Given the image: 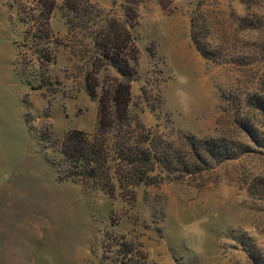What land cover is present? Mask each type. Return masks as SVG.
Instances as JSON below:
<instances>
[{"label":"rangeland","instance_id":"374dc122","mask_svg":"<svg viewBox=\"0 0 264 264\" xmlns=\"http://www.w3.org/2000/svg\"><path fill=\"white\" fill-rule=\"evenodd\" d=\"M90 1L139 49L129 115L151 144L219 137L251 153L182 179L159 166L135 200L67 180L64 137L97 125L86 75L98 50L70 31L62 0L49 39L36 0H0V264H264V148L236 124L264 132V0H146L133 24L127 0ZM193 18L217 62L195 48Z\"/></svg>","mask_w":264,"mask_h":264},{"label":"trees","instance_id":"16d2710c","mask_svg":"<svg viewBox=\"0 0 264 264\" xmlns=\"http://www.w3.org/2000/svg\"><path fill=\"white\" fill-rule=\"evenodd\" d=\"M146 0H127L126 19L136 22V8ZM66 20L71 32L81 29L89 34L98 50L93 57L91 70L86 75V91L98 100V119L92 135L79 130L69 132L61 143L60 152L66 165L67 180L86 188L100 190L110 196L117 191L127 200H135V188L140 184H153L151 173L161 166L174 171L177 179L185 173L194 175L213 169L251 153L244 143L229 142L219 137L198 138L185 135L182 141L186 150L168 144H151V135L140 122L132 125L129 107L132 100V80L137 74L139 49L125 23L107 16L90 0H62ZM173 0H158L164 11H169ZM39 10L38 27L49 35L51 19L57 0H36ZM192 42L207 60L217 62V54L201 40L193 18ZM50 42V41H49ZM49 61V59H47ZM115 68L122 78L106 76L101 84L98 75L107 68ZM241 102L239 105L241 106ZM254 108L264 114V101L255 97ZM255 146L264 148V132L254 125L236 121ZM132 251V250H131ZM130 253V252H128Z\"/></svg>","mask_w":264,"mask_h":264}]
</instances>
